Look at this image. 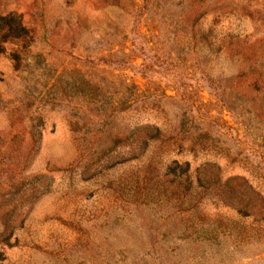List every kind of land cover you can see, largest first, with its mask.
Wrapping results in <instances>:
<instances>
[{
	"label": "rangeland",
	"instance_id": "obj_1",
	"mask_svg": "<svg viewBox=\"0 0 264 264\" xmlns=\"http://www.w3.org/2000/svg\"><path fill=\"white\" fill-rule=\"evenodd\" d=\"M0 18V264H264V0Z\"/></svg>",
	"mask_w": 264,
	"mask_h": 264
},
{
	"label": "trees",
	"instance_id": "obj_2",
	"mask_svg": "<svg viewBox=\"0 0 264 264\" xmlns=\"http://www.w3.org/2000/svg\"><path fill=\"white\" fill-rule=\"evenodd\" d=\"M1 20V18H0ZM4 27L0 25V43L6 39L12 36L13 33H16L18 31H21V29H16L12 27H8V29L4 30ZM1 49V48H0Z\"/></svg>",
	"mask_w": 264,
	"mask_h": 264
}]
</instances>
